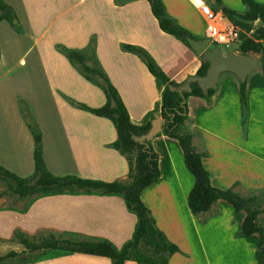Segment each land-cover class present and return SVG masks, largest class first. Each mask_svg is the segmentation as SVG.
Wrapping results in <instances>:
<instances>
[{
    "label": "crops",
    "instance_id": "0c3cea01",
    "mask_svg": "<svg viewBox=\"0 0 264 264\" xmlns=\"http://www.w3.org/2000/svg\"><path fill=\"white\" fill-rule=\"evenodd\" d=\"M1 1L19 18L23 30L17 33L6 21H0V80L22 75L29 66L28 55L37 48L41 69L51 79L44 86L56 96V110L52 118L38 121L30 101L21 92H15L11 107L0 111V166L17 176H28L34 171V141L19 108V100L23 99L36 117L41 131L42 160L50 173L93 180H125V159L108 146L116 139L110 120L77 109L65 99L73 98L96 108L105 102L103 91L84 80L54 45L61 43L81 49L93 38L100 65L118 91L130 121L138 125L149 124L156 118L161 123L162 87L135 54L120 50L121 44L147 50L168 81L175 84H182L190 75H199L205 61L187 44L159 29L146 0H69L67 5L62 0ZM161 1L171 20L197 39L205 37L206 23L188 0ZM203 1L225 20L233 21L231 15L221 11L222 7L232 10L227 0H220L219 5L214 0ZM255 1L264 5V0ZM69 8L74 10L75 17H65ZM235 13L244 14L245 7L242 13ZM26 16H37L32 29ZM197 21L202 23V30L197 28ZM243 23L245 28L234 23L242 33L241 38L248 33L257 39L259 20ZM260 41L264 47V37ZM19 46L22 49L15 51ZM12 52L16 54L15 66L3 65L6 55ZM259 70L260 73L256 72L259 74H253ZM238 83L236 75L223 71L209 101L187 96L185 127L194 134L195 150L203 154L201 165L209 173L211 186L229 188L240 197H248L264 191V79L260 67L244 80V116ZM91 93L96 94V102H90ZM9 135L15 147L14 158L9 157L4 147ZM23 139L27 141L24 149ZM149 142L157 154L159 178L143 188L140 200L150 210L156 227L179 248L170 256L169 264H260L256 257L259 234L239 233L245 212L235 211L228 202L217 199L207 212L193 215L186 204V195L194 178L183 164L178 140L160 132ZM28 220L66 230L81 239L103 238L118 250L130 240L137 223L136 215L127 210L118 195L64 192L38 196L28 203L25 211L1 213L0 239L10 238L16 227L27 229ZM258 223L264 226V212L258 215ZM19 264H111V260L58 250L50 258Z\"/></svg>",
    "mask_w": 264,
    "mask_h": 264
},
{
    "label": "trees",
    "instance_id": "16d2710c",
    "mask_svg": "<svg viewBox=\"0 0 264 264\" xmlns=\"http://www.w3.org/2000/svg\"><path fill=\"white\" fill-rule=\"evenodd\" d=\"M215 4H220V0H214ZM149 10L157 20L159 29L186 44L185 37L190 36L194 39L191 32L171 20L164 12L161 0H146ZM245 7V13L237 15L232 10L222 7L221 11L237 17L242 22H254L259 20L257 39L252 37L244 38L237 43L235 50L244 56L251 54L259 55V67L264 79V47L260 39L264 37V5L255 0H240ZM213 8V6H212ZM0 21H6L9 26L18 32L22 31V26L13 13V11L0 0ZM86 48L91 53L92 65H88V58L84 50L68 48L62 44H56L55 49L62 52L73 66L77 69L82 78L92 85H96L105 95V102L96 108L88 107L83 103L77 102L73 98L68 101L77 109L87 111L93 115L105 117L112 123L116 139L108 144L114 148L125 159L127 166V177L122 181H105L83 179L74 174H65L55 176L48 171L42 160L41 132L37 128L32 117L33 113L29 105L21 99L19 108L22 118L34 141V150L32 154L34 171L28 176H17L0 166V179L8 180L12 183L11 189L14 194L19 196L36 194L37 196L56 195L57 193H91L101 192L103 194L118 195L122 198L127 210L137 217V223L134 233L130 240L125 242L120 250L116 249L112 243L103 238L74 240L69 237H54L52 234L35 239L28 237L23 229L14 230L12 240L23 246L22 251H69L77 254L91 256H105L111 260V264H124L125 261H133L137 264H169V258L179 248L175 243H170L163 232L156 225L148 207L140 200V194L143 188L154 183L159 178V168L157 166V154L153 151L151 143L147 146L139 143L134 136H140L145 133L149 124H133L130 116L122 102L118 91L110 83L106 72L98 64L95 57L93 39L88 41ZM120 50L130 54H135L147 67L148 71L154 76L155 80L161 85V106L160 119L162 134L175 138L182 149L183 164L190 171L194 178V184L186 195V204L190 212L195 216H200L207 212L212 203L217 199L228 202L235 211L243 210L245 217L240 226L241 235H251L257 232L258 244L256 248V257L260 264H264V226L258 223V215L264 212V204L260 205L257 195L252 194L248 197H240L232 189H220L211 186L210 177L207 170L201 165L203 154L198 153L193 145L194 134L185 127V121L188 118L187 105L180 104V96L176 90L170 91L169 85H178L168 78L160 70L151 54L138 45L121 44ZM208 67V62H203L199 75H204ZM192 90L184 91V96L189 95L201 97L210 100L215 91L214 88L208 90L204 96L200 89L190 84ZM239 102L241 106V115L244 116L246 98L244 82L238 83ZM264 193V191H262ZM10 251L0 256V262L7 258L19 257L21 252ZM29 261L22 258L20 262Z\"/></svg>",
    "mask_w": 264,
    "mask_h": 264
},
{
    "label": "rangeland",
    "instance_id": "374dc122",
    "mask_svg": "<svg viewBox=\"0 0 264 264\" xmlns=\"http://www.w3.org/2000/svg\"><path fill=\"white\" fill-rule=\"evenodd\" d=\"M62 1H63L62 3L64 5H67L70 2L69 0H62ZM226 4L229 6V8H231L235 12H238V13L243 12L244 6L241 4L240 0H227ZM73 11H74L73 9L69 8L67 15H65V17L68 15L71 17H75L74 13H72ZM237 15H241V14H237ZM227 17H229V16H227ZM229 18H232V20H233L232 22H234L238 27H240V28L246 27V25H244V23L241 22V20L238 19L237 17L231 16ZM26 19L28 21L30 29H32L33 23L37 20V16H26ZM39 19H41V17H39ZM42 19H43V17H42ZM196 26L199 30L203 29V25L200 21L196 22ZM247 29H246V31H248ZM22 30H23V28H22ZM240 35H242V33H240ZM245 35L247 36L248 33H246ZM202 37H203V35H201L199 38H202ZM91 39H93V38H91ZM56 44H61V43H56ZM87 44H88V42H87ZM236 45L237 44H235L234 46L231 45V46L226 47L225 44H217L216 46L223 53H227V52L231 51V52H235V53L239 54L235 50ZM55 46L56 45H54V49H55ZM212 46L213 45L210 44L208 46V48L210 49ZM68 48H70V47H68ZM21 49L22 48L19 46L15 51H18ZM75 49H77V48H75ZM11 50L13 51V49H11ZM36 50H38V49L34 48L32 50V52L28 55L27 60H29V66H28L27 70L23 71L22 75L9 76L8 78L5 79L4 82H3V80H0V111H3V109H4V111L5 110L7 111L11 107V104H13V100H14L13 94L15 92H19V93L21 92L23 94V96H25V99L28 102L30 101V104L33 106L35 112L37 113V116H36L37 120L38 121H44V120L52 118V116L55 115V110H56V107H55L56 100L55 99H56V96L53 95L50 92V90H48L44 86L46 83H49L51 81V79H49L48 75L42 71V69H41L42 64H40L39 61L37 60L36 56H37L38 52ZM55 50L58 51L57 49H55ZM77 50H80V51L84 50L86 52L87 58L89 60L88 65H92L93 61L90 60L91 59V53H90V51H88L86 46L84 48L77 49ZM20 53H21V51H20ZM60 53H62V52H60ZM15 55L16 54L13 52L6 55L5 62L3 65L14 67L15 66V64H14ZM251 55H254V54H251ZM95 57L98 61V64L100 65L99 60L96 56V53H95ZM70 64H71V62H70ZM73 67L75 68V66H73ZM101 68H102V66H101ZM256 72L260 73V70L254 71L253 74H259ZM77 73H78V71H77ZM65 99L68 101L67 97H65ZM90 100H91L90 102H96L97 101L96 94L91 93ZM20 101L21 100H19V102ZM32 117H33V115H32ZM34 117H33V119H34V122L36 123V117L35 118ZM36 125H37V123H36ZM29 132H30V130H29ZM9 139H10V135L7 136V139H5L4 147L7 148V150L9 151V157L14 158L15 157L14 143L12 142L11 139L10 140ZM26 143H27V141H25V139H23V141H22L23 149L26 146ZM12 149H13V151H12ZM11 185H12V183L10 181L0 179V214L3 212H6V211L7 212L8 211H17V212L25 211L26 208L28 207V203L31 200H33L34 198H38V196L36 194L18 197L16 194L13 193V191L11 189ZM253 194L257 195L258 203L263 205L264 204V193L262 191H258V192L253 193ZM26 227H27V229L23 228L22 226L16 227L15 230L23 229V231L26 232L28 237H35V239L47 236L48 234H52L56 238H58V237H69V238L74 239V240H80L81 239L79 236H75L73 233L68 232L66 230H61V229L57 230L55 228L50 227L47 224L31 223V222H29V220H28V223L26 224ZM10 236H12V234ZM22 250H23V246L21 244H17L14 240H12L11 237L6 239V240L0 239V256H3L10 251L20 252ZM53 252H54V250L53 251H51V250L45 251L44 250V251H37V252H35V251L29 252L26 250V251H22L19 257L4 259L2 262H0V264H19L22 258H27L28 260L39 261V260L50 258V256L52 255Z\"/></svg>",
    "mask_w": 264,
    "mask_h": 264
},
{
    "label": "water",
    "instance_id": "95a60500",
    "mask_svg": "<svg viewBox=\"0 0 264 264\" xmlns=\"http://www.w3.org/2000/svg\"><path fill=\"white\" fill-rule=\"evenodd\" d=\"M185 40L188 47L196 55L201 56L204 61L208 62V67L204 75H190L182 84L168 86L170 91L176 90L178 92L181 98V105L186 103L184 91L190 92L192 90L190 84L195 85L206 96L208 90L216 86V81L221 72L230 71L236 75L239 83H242L252 70L259 68L258 58L253 55L244 56L231 51L223 53L217 46H212L209 49L210 40L207 37L194 39L193 37L186 36ZM160 124L159 119H152L148 130L140 136H134V139L147 146V142L162 131Z\"/></svg>",
    "mask_w": 264,
    "mask_h": 264
},
{
    "label": "built area",
    "instance_id": "2783aa9c",
    "mask_svg": "<svg viewBox=\"0 0 264 264\" xmlns=\"http://www.w3.org/2000/svg\"><path fill=\"white\" fill-rule=\"evenodd\" d=\"M189 4L198 12L206 23L204 36L213 46L225 44L226 47L234 46L243 40L239 29L231 21L224 19L223 15L209 8L203 0H188ZM246 36V35H245ZM245 38H250L248 35Z\"/></svg>",
    "mask_w": 264,
    "mask_h": 264
}]
</instances>
